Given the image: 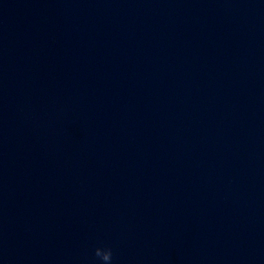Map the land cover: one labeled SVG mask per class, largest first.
Here are the masks:
<instances>
[{
    "label": "clouds",
    "instance_id": "1",
    "mask_svg": "<svg viewBox=\"0 0 264 264\" xmlns=\"http://www.w3.org/2000/svg\"><path fill=\"white\" fill-rule=\"evenodd\" d=\"M95 256L99 257L104 262V264H111L113 260V252L110 247H106V248L97 247L95 249Z\"/></svg>",
    "mask_w": 264,
    "mask_h": 264
}]
</instances>
